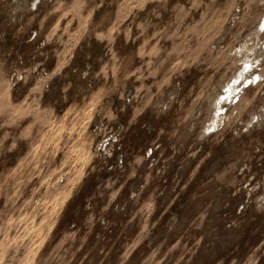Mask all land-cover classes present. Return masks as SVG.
<instances>
[{"label":"rangeland","instance_id":"374dc122","mask_svg":"<svg viewBox=\"0 0 264 264\" xmlns=\"http://www.w3.org/2000/svg\"><path fill=\"white\" fill-rule=\"evenodd\" d=\"M263 21L264 0H0V264H264V51L235 59Z\"/></svg>","mask_w":264,"mask_h":264},{"label":"bare ground","instance_id":"6f19581e","mask_svg":"<svg viewBox=\"0 0 264 264\" xmlns=\"http://www.w3.org/2000/svg\"><path fill=\"white\" fill-rule=\"evenodd\" d=\"M262 1V0H261ZM42 2V0H41ZM36 4V3H35ZM39 8V6H38ZM262 27H264V21L262 22L261 24ZM256 28V27H255ZM261 30V29H260ZM249 37V38H248ZM264 51V34L263 35H259V30H258V26L256 29H254V31L249 34L246 38H244L241 42L240 45H237V50L235 52V59L236 61L238 60H242L243 57H245V55L243 54L244 52H254L257 54L258 53H262ZM264 53V52H263ZM236 55H241L242 58L238 59L236 57ZM253 55H251L252 57ZM261 57V56H260ZM245 59V58H244ZM248 60V59H247ZM245 60L244 63V69L241 71V73L236 77V80L235 81H232L231 83H229L227 85V89L229 91H225L224 92V95L223 96H230L232 97L233 99L237 96V91H236V88H237V85L240 83L241 79L244 78V73L245 72H248V71H245V66L247 65L250 69H253L252 65H250V61H247ZM256 64V63H255ZM260 64V63H259ZM252 67V68H251ZM255 73V72H254ZM253 75V74H252ZM259 77L262 76V73L259 75H257ZM252 77V76H251ZM263 77V76H262ZM249 78V77H248ZM236 81H238V83H236ZM264 83V82H263ZM263 83H258V85L256 86V88H258L261 84ZM245 87V86H244ZM250 90V89H249ZM246 91V93L240 98L239 102L235 105V109L239 108L242 103H245V105H247V97L248 95L250 94V91ZM240 91V90H239ZM243 91V90H242ZM241 91V92H242ZM221 94V93H220ZM221 103H218L215 101V103H213L212 107H213V111L214 112H217V113H222L221 111L223 110V107H220ZM230 114V112H227L225 117H227L228 115ZM219 116V117H218ZM224 115H217V118L216 117H213V122L211 123L210 120H208V125L205 126V128L207 130H210L212 127H215L219 122H221V119L225 118ZM255 114H254V118H255ZM257 118H258V121H257V125H260V126H264V115L263 114H260V115H257ZM253 121V120H252ZM221 127V126H220ZM219 129V128H218Z\"/></svg>","mask_w":264,"mask_h":264},{"label":"snow or ice","instance_id":"6c2138e0","mask_svg":"<svg viewBox=\"0 0 264 264\" xmlns=\"http://www.w3.org/2000/svg\"><path fill=\"white\" fill-rule=\"evenodd\" d=\"M261 30L264 31V27H262ZM245 71H251V69L246 65V66H245ZM260 79H262V78L259 77V76H253L252 79L249 80V83H255V82H258ZM236 83H238V81H236ZM225 91L227 92V91H229V90H228V89H225ZM229 101H231V102H233V103L236 102L235 99H233V98L230 97V96H222V97L220 98V100L218 101V103L223 104V103H226V102H229ZM219 114H221V113H217V115H219Z\"/></svg>","mask_w":264,"mask_h":264}]
</instances>
